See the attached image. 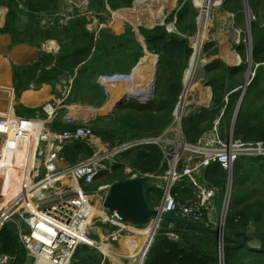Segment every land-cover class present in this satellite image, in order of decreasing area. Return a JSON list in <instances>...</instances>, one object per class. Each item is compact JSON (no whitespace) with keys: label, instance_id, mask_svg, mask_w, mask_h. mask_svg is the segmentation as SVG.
<instances>
[{"label":"trees","instance_id":"1","mask_svg":"<svg viewBox=\"0 0 264 264\" xmlns=\"http://www.w3.org/2000/svg\"><path fill=\"white\" fill-rule=\"evenodd\" d=\"M137 1L89 0L87 13L75 11L73 18L65 26H60L63 0H0V9L8 10L4 26L0 27V36H10L9 48L26 45L41 50L38 59L30 65L12 64L15 100L19 102L23 93L38 91L44 85L53 88L67 85L71 87L69 94L54 92L57 99L64 100L63 106L101 109L108 100V94L98 83L99 78L130 75L146 56L147 50L150 53L147 55L160 58L153 99L147 104L133 100L124 103L113 115L95 117L90 127L97 137L110 146L160 136L173 122L174 110L184 92L185 72L194 54L191 39L199 30V12L193 0H178V7L166 19L165 25L139 27L146 48L130 24H126L122 34H115L107 27L99 29L101 25L108 24L106 17L111 16L112 12L131 9ZM147 1H139V4ZM167 2L171 3V0ZM263 2L248 0L250 13L257 15L258 7ZM221 9L234 14V25L241 31L240 43L234 44V50L241 57L242 64L228 67L222 60L214 59L205 66L203 85L212 89V101L209 108L199 107L183 121L185 138L191 144H196L210 131L219 117L221 137L224 140L230 137L242 94L241 87L248 71L250 42L245 33L248 16L244 0H224ZM88 13L98 20V32L88 28L92 24ZM170 24L174 26L173 31L168 29ZM250 28L252 72L255 76L252 78L251 75L252 81L245 92L233 136L235 141L244 143L264 142V24L251 21ZM48 41L57 42L58 52H44L41 49ZM218 53V43L215 41L207 42L201 50L205 59L216 57ZM63 80L66 84L62 83ZM14 108L17 116L25 118H34L40 110L28 108L20 102ZM78 110L71 108L75 118H78L75 112ZM67 113L66 107L60 109L49 124L50 129L64 132L83 125L81 122L64 120ZM2 153L4 158L0 160V174L5 173V168L11 165L9 158L13 157L5 149ZM61 154L67 163L76 165L92 157L94 150L88 144L76 141L65 145ZM7 156L8 162L5 160ZM162 159L157 146L132 148L117 157L111 173L105 172L107 174L99 176L101 183L111 185L129 179L131 175L125 173L127 167L132 169L133 174H163L166 167L162 166ZM203 178L218 188L217 203L221 208L227 183L225 170L220 164L213 163L204 170ZM174 193L179 200L191 197L192 187L188 180L179 182L174 187ZM162 196V192L150 181L146 189L149 205L156 207ZM170 234L177 238L172 239ZM224 236L226 264H264L263 157H241L234 166L233 192ZM127 245L129 249L133 248L131 244ZM134 254L135 251H132L128 255ZM2 256L8 257L5 264H28L26 249L13 223H7L0 230ZM111 257L114 258L113 255ZM73 264L111 263L98 249L81 245L76 250ZM144 264H218V239L183 223L163 221Z\"/></svg>","mask_w":264,"mask_h":264},{"label":"built area","instance_id":"2","mask_svg":"<svg viewBox=\"0 0 264 264\" xmlns=\"http://www.w3.org/2000/svg\"><path fill=\"white\" fill-rule=\"evenodd\" d=\"M88 15L91 23L97 24L94 30L90 28V24V30L98 32L104 27L101 25L98 29V20L92 14ZM59 16V25L65 26L73 18V13H62ZM248 19L250 31L252 18L248 16ZM202 47V41L197 38L193 56ZM58 50L59 46L54 45L48 52L56 53ZM193 64L191 63L185 81L183 80L186 87L195 77L196 68ZM128 76L100 77L98 83L103 87L104 78L127 81ZM70 89L71 87H66L65 95L69 94ZM186 94L185 91L181 95L173 113V122L160 136L132 140L116 146L104 143L85 124L64 132L51 130L49 124L55 119L59 106H63V101L59 106L51 102L44 103L34 118L10 115L9 112L0 114V160L4 158L1 153L3 148L14 153L16 149H20L26 136L38 135L34 161L28 172L24 173L26 160L19 165L18 159L14 158L11 165L5 168V173L0 174V230L7 223L17 226L21 243L27 252L28 264H73L76 250L81 245L96 248L108 258L100 245L113 247L114 243L119 244L123 238H126L127 245L130 244L126 242L129 236H140L144 227L123 223L116 212L110 213L103 208L110 185H101L95 189L93 187L102 173L112 172L111 167L116 164L118 156L135 147L152 145L161 150L162 166L166 167L163 174L149 175L153 186L163 195L161 202L153 209L161 215H181L197 225L220 231L218 264H226L224 232L233 192L234 166L241 157L264 158V142L244 143L230 137L224 140L219 131L220 117L214 122L211 131L203 135L196 144L189 143L183 132V121L192 112ZM12 131L16 134L10 136ZM20 134L24 139H21ZM5 138L7 142L4 145ZM76 141L88 144L94 150V155L76 165H70L61 152L65 145ZM213 163L220 164L227 175L221 208L217 203L218 188L211 186L203 178L204 170ZM125 173L131 175L130 178L144 176L133 174L129 167L125 169ZM185 179L192 187V196L179 200L174 187ZM14 184L19 189L8 198V192ZM162 222L158 220L159 228ZM152 225L145 227L152 229ZM94 234L100 239H92ZM170 237L177 238L174 234H170ZM150 240L151 237L134 256L126 259L135 264H144ZM139 252L142 253L141 257ZM7 262L8 257H0L1 264Z\"/></svg>","mask_w":264,"mask_h":264},{"label":"rangeland","instance_id":"3","mask_svg":"<svg viewBox=\"0 0 264 264\" xmlns=\"http://www.w3.org/2000/svg\"><path fill=\"white\" fill-rule=\"evenodd\" d=\"M88 1L89 0H63V11H62V13L67 14V15H71L75 11L85 13L86 10L88 9V3H89ZM139 1H142V0H139ZM139 1L135 2L133 5V8H131V9L119 10V11H116L114 13L112 12L111 16L106 17L108 24H104V27L109 28L115 34L124 33L126 24H130L132 27H136V28H139V27L151 28L157 24H161L178 7V0H175V2H172V0H171V3L167 2V0H158V1L148 0L144 4H139ZM223 1L224 0H193L194 5L198 9V12H199L198 20H199L200 26H202L201 27V33H203L205 30L207 31L206 39H204L203 45L206 44L207 42H209L213 36V33L209 32L210 30L211 31L215 30L216 33H224L225 28H228V27H230V29L233 28L232 16L229 13H227L221 9V5H222ZM247 1L248 0H244L245 4H247ZM215 2H216V4H214ZM7 11H8L7 9H3V13L0 15V20L3 19V21H2L3 23H2V25L0 24V27L4 26ZM246 13H247V16H250L252 18V21H262V20L264 21V5H263V7H262V5L259 6V10H258L257 15H256V13L251 14L248 7L246 8ZM205 16H208V22H207L206 27H205V23H206ZM121 25H122L121 30L117 29V27L119 28ZM96 26H97V24L93 23L90 26V28L92 30H94V29H96ZM246 28L247 29H246L245 33H246V37L248 36V40H249V34L247 33L248 32V25ZM168 29H169V31H173L174 30L173 24L168 25ZM239 33H240V30L238 31V30L232 29L231 34H233V37L230 38L231 43L235 44L234 42L239 41V37H240ZM7 36L0 37V109H1V107L3 109L4 108L7 109L9 102H10L11 94L10 93H4L3 91H1L3 88L9 87V85H7V80L10 83V78L8 77V70L12 69L13 63L16 65H19L20 63H23V62L24 63L29 62L27 60V58L24 57V54H27V52L29 50L22 49V48L10 49L9 47L11 44V38H9L10 36L9 37H7ZM229 36H230V34H229ZM191 44H192L193 48L197 47V37L196 36L191 39ZM43 45H42L41 49L44 52L46 50L49 51V49L52 47V46H48L47 48H45V45L44 46ZM40 51L41 50L36 51V49H35V51H33V56H36V55L40 56ZM151 55H153V54H151ZM153 56H155V55H153ZM145 57H147V54ZM35 60H37V59H35ZM143 60H144V58L141 61H143ZM204 61H207V59L203 58V55L201 54L200 48H198L196 54L191 59L190 63H194L195 66L199 67L202 64H204ZM248 64H249V61H248ZM248 68H249V66H248ZM141 71H143V73H141ZM141 71H135L133 78H132L133 79L132 84H135L136 82H141V84H142V87H139V91H140L141 96H136L140 99V100L138 99L139 101H137L140 104L142 102L149 103L153 99V97L151 98V96H150L151 95L150 88H151L153 81H154V74H152V77H151V74H149V70H145V71L141 70ZM247 75H248V71H247ZM253 75L255 76L254 72H252V78H253ZM148 79H151L150 80L151 83L149 82ZM129 82H130V80H129ZM117 84L119 86H118L117 90L115 92H113L114 83L112 82V80L106 79L104 86L107 88L109 96H108V100H107L106 104L101 109H95V108L90 107V108H87L88 110H86V111L81 110L79 108H78L79 109L78 111H75L77 117L80 119H86L89 116H92L94 114L92 116V118L90 117V120L88 122L83 121V122H81L82 124H85L87 126H91V120H93L95 117H97V116H110V115H113L114 113H116L117 110L114 111L113 113H110V106L123 97H129L128 96L129 91L132 90V89L127 90L126 88H125L126 89L125 90L124 87H122L120 85V83H117ZM194 85H195V87H193V84H192V86L191 85L188 86L189 91L186 94L187 95V102L190 104L189 108L192 111H194V109H195V107H193L194 103H192L193 96L196 95L195 93L197 92L198 95L201 94L203 97H205V94H204V91H205L204 87L205 86L203 84L199 85V89H197L198 87L196 86V82L194 83ZM143 88H144V90H143ZM54 90L55 89L53 88V91ZM130 97H134V96H130ZM13 105H15V104H13ZM83 108L85 109L86 107H83ZM95 112H96V114H95ZM14 132L15 131H12L10 133V136H12V134ZM19 136L21 137V139H24L23 135H19ZM4 141H5V143H4V145H5L7 140H4ZM25 142H26V140L24 139L20 145H22L24 143L22 145V146H24ZM3 150H4V148L1 150V153ZM151 181L153 182V180H151ZM154 183H156V182H154ZM15 184L11 187V190H9L8 197L12 196L15 193V191L17 190ZM96 185H98L96 187V188H98L101 185H107V184L101 183V179H100V180H96V183L94 186H96ZM149 228L146 229V227L144 226V229H146V230H148ZM95 236L96 235L94 234V236L91 238H93L95 240H99V238L97 239V237H95ZM132 237L134 239H136V237H139V236H129V239H127V241L133 246V248H131V249H129L130 247L126 244H125L126 247H124V244H123L122 250L120 252H118V250H120L121 247L118 246L117 243H114L113 247H114V249H116V261H115V258L108 257L109 261L111 259L110 263L113 260V262H115L116 264H120L118 257L121 256V254H124L125 248L127 250V254H130V252L135 251L137 249V247H139V246L143 247L148 242L147 241L144 244H141V242L140 243H137V242L131 243ZM140 237H142V235H140ZM125 239L126 238H123L121 241H123L125 243ZM103 246L105 249V254L107 256H109L108 255V249H107L108 245L104 244ZM138 255H139V257H141L142 253L139 252ZM126 261H128L129 264H132L131 260L126 259ZM115 263H112V264H115Z\"/></svg>","mask_w":264,"mask_h":264},{"label":"crops","instance_id":"4","mask_svg":"<svg viewBox=\"0 0 264 264\" xmlns=\"http://www.w3.org/2000/svg\"><path fill=\"white\" fill-rule=\"evenodd\" d=\"M89 2V1H88ZM244 4H245V2H244ZM246 5H248V3L247 4H245V7H246ZM261 5H262V7H263V5H264V2L263 3H261ZM260 5V6H261ZM247 8V7H246ZM248 9H249V7H248ZM125 10V9H124ZM258 10H259V7H258ZM114 13V12H113ZM228 13V12H227ZM231 16H232V24H233V28H231L230 29V27H228V28H225V31H224V33H216V31L215 30H213V31H209L210 33H213V36H212V38H211V40L210 41H215V42H217L218 43V48H219V53H218V55L216 56V57H212L211 59H207V61H204V64H202L201 66H195V64H193L192 66L193 67H195L196 68V70H195V72H194V79H193V81L189 84V85H191L192 86V84L194 85V83L196 82V85H197V89H199V85H202L203 83V80H204V72H205V66L206 65H209L214 59H220V60H222L228 67H238V66H240L241 64H242V59H241V57L238 55V53L234 50V44L233 43H231V40H230V38L231 37H233V34H231L232 33V29L233 30H238L236 27H235V25H234V14H231V13H229ZM260 22H262L263 24H264V21L262 20V21H260ZM158 25V24H157ZM156 26V25H155ZM155 26H153V27H155ZM199 26H200V24H199ZM153 27H151V28H153ZM104 28V27H103ZM239 31V30H238ZM198 32H199V30H198ZM248 32H249V30H248ZM247 32V33H248ZM250 32H251V29H250ZM122 34V33H121ZM203 34V33H202ZM229 34H230V36H229ZM240 36H241V31H240ZM5 36H7V35H5ZM5 36H0V37H5ZM202 36V35H201ZM201 36L200 37H198V33H197V35H196V37L197 38H200L201 40H202V38H201ZM7 37H9V36H7ZM10 38V37H9ZM250 42V41H249ZM54 43V44H53ZM202 43H203V41H202ZM235 44H239L240 43V37H239V41H237V42H234ZM45 48H47L48 46H52V47H54V45L55 46H57L58 44H57V42L56 41H48V42H46L45 44ZM43 45V46H44ZM51 47V48H52ZM16 48H22V49H27V50H29L28 52H27V54H24V57L25 58H27V60L29 61L28 63L26 62V63H20L19 65H30V64H32V63H34L36 60L35 59H38V57L39 56H33V51H35V49H36V51L38 50L39 51V49H37V48H34V47H29V46H26V45H21V46H18V47H16ZM46 51H48V50H46ZM30 58V59H29ZM33 58V59H32ZM156 59H157V57H156V55L155 56H153V55H147V57H144V60L143 61H141V64L139 65V67L136 69V71H141V70H149V74H151V77H152V74H154V71H155V65H156ZM142 60V59H141ZM190 65H191V63L189 64V67H188V69L190 68ZM191 66V67H192ZM188 69L186 70V72H185V76H184V81H185V78H186V76H187V71H188ZM141 73H143V71H141ZM8 77L10 78V84H11V89H12V97H13V103L16 105V104H18L19 102L20 103H22L24 106H26V107H28V108H32V109H38V108H40L44 103H46V102H51V103H53L54 105H61V103H62V101H64L63 99H57L56 98V96L54 95V92L55 91H57V92H60V93H62L63 95H65V93H66V87H67V85H58V86H56V88H54L55 90L53 91V87L52 86H48V85H44L43 87H42V89H40V90H38V91H35V90H30V91H27V92H25V93H23L22 94V97H21V99L19 100V102H17L16 100H15V95H14V88H13V84H12V77H13V71H12V69H9L8 70ZM246 77H247V75H246ZM106 79L107 78H104L103 80H102V83H103V85H104V83H105V81H106ZM149 80V82L151 83V79H148ZM245 80H246V78H245ZM8 81V80H7ZM117 82H119L120 83V85L122 86V87H124V89L126 88L127 90H129V89H132V90H130L129 91V94H128V96H134V97H136V96H141L140 95V91H139V87H142V84H141V82H136L135 84H132V83H130L129 82V80H127V81H121V80H117ZM63 83V82H62ZM245 83V82H244ZM63 84H66V82L65 83H63ZM184 85V92L186 91V92H188L189 90H188V86L186 87L185 86V84H183ZM104 88H105V90H106V92H108L107 91V88L105 87V86H103ZM193 87H195V85L193 86ZM125 89V90H126ZM141 89V88H140ZM143 90H144V88H143ZM204 94H205V97H203L201 94H197V92L195 93L196 95H194L193 96V100H192V103H194V106L193 107H195V109H197V108H199V107H207V108H209L210 106H211V101H212V89L210 88V87H204ZM42 91V92H41ZM26 93H33L34 95H36V97L34 96V97H31L30 98V100L28 101V102H24V96H25V94ZM108 94V93H107ZM108 96H109V94H108ZM199 103V104H198ZM147 104V103H146ZM15 105H13V114L15 113ZM64 107H66L67 109H68V113H67V115L65 116V118H64V120H66L67 122H88L89 120H90V117L92 118V116L94 115H92V116H89L88 118H86V119H80V118H75L74 116H72V112H71V108L72 107H77V108H79V109H81V110H84V111H86V110H88L87 108H90V107H86L85 109L83 108V107H81V106H59V110H60V108L62 109V108H64ZM194 109V110H195ZM16 114V113H15ZM95 114H96V112H95ZM220 118V117H219ZM50 128V127H49ZM54 131V130H53ZM211 131V130H210ZM210 131H208V132H210ZM208 132H206V133H208ZM205 133V134H206ZM204 134V135H205ZM117 160V159H116ZM130 168V167H129ZM226 188V187H225ZM98 238H99V236H97ZM140 238H142V237H136V239H140ZM100 239V238H99ZM123 244H124V247H126L125 246V243L122 241V242H120V244H118V246H120L121 247V249L120 250H118V252H120L121 250H122V247H123ZM141 247L139 246V247H137V249L135 250V254L139 251V249H140ZM116 250V249H115ZM123 253V252H122ZM134 254V255H135ZM130 255H128L127 254V250H126V248H125V252H124V254H121V256H119L118 258H119V263L120 264H129L128 263V261H126V257H129ZM109 259V258H108ZM110 261H111V259H110ZM112 263H115V262H113V260H112V262H111V264ZM132 264H135L134 263V261H132L131 262ZM116 264V263H115Z\"/></svg>","mask_w":264,"mask_h":264},{"label":"water","instance_id":"5","mask_svg":"<svg viewBox=\"0 0 264 264\" xmlns=\"http://www.w3.org/2000/svg\"><path fill=\"white\" fill-rule=\"evenodd\" d=\"M139 1V0H138ZM248 7V5H246ZM166 19L161 23V25H165ZM134 31L137 34V37L139 41L143 43V46L146 48L144 42H143V37L141 36L139 32V28L133 27ZM201 26H199V32H198V37L201 36ZM249 34V46H250V53H249V68H248V75L246 77L244 85L241 87L242 94L241 98L239 100L234 121L231 127V133H230V139L233 138L234 132H235V127L237 124L238 116L240 113L241 105L245 96V92L247 90V87L250 85L252 79V37H251V32H248ZM200 40V38H199ZM146 54L148 53L147 50H145ZM156 60V65H155V71H154V81L151 86V98L154 97L155 93V87H156V82H157V76H158V69L160 65V58L157 56ZM141 64V61L138 63V65L133 69L132 73L128 76L129 80H133V75L136 70V68ZM254 77V75H253ZM65 83V81H62ZM108 93V92H107ZM139 101L138 98L135 97H127L123 98L120 101L117 102L115 105L114 109L112 110L111 113L116 111L118 107H120L122 104L130 101ZM229 139V140H230ZM151 181V176L149 175H144L140 177H135V178H129L125 181H118L110 185V188L108 189V192L106 194V197L103 201V208L107 212H116L118 217L123 223L131 224L136 227H144L149 224L152 225V230H153V235L151 237L150 243L147 246L145 256L148 254V251L153 244L156 236V232L159 228L158 226V220L162 221H170L174 223H183L192 227H195L212 237L218 239L221 236V232L218 230H211L207 229L203 226L197 225L191 220L182 217L181 215L177 214H160L158 211L153 209L147 200L146 197V189L148 187V183ZM156 220V221H154Z\"/></svg>","mask_w":264,"mask_h":264},{"label":"bare ground","instance_id":"6","mask_svg":"<svg viewBox=\"0 0 264 264\" xmlns=\"http://www.w3.org/2000/svg\"><path fill=\"white\" fill-rule=\"evenodd\" d=\"M206 3V2H205ZM142 4V3H141ZM214 4H216V2L214 3ZM213 4V5H214ZM162 9V8H161ZM2 13H3V9H2ZM203 14V13H202ZM206 14V13H205ZM3 21V19H1L0 20V24L2 25V22ZM205 21H206V23H205V27L207 26V22H208V16H205ZM202 27V26H201ZM121 28H122V25L118 28L117 27V29H119V30H121ZM202 36H201V38H202V40H204V39H206V35H207V31L205 30L204 32H203V34H201ZM201 40V39H200ZM201 40V41H202ZM139 67V66H138ZM137 67V68H138ZM136 68V69H137ZM136 71V70H135ZM135 73V72H134ZM112 82L114 83V85H113V92H115L116 90H117V88H118V84L117 83H119V82H117V80H114V79H112ZM7 85H9V87H7V88H3L1 91H3L4 93H9L10 92V94H11V96H10V102H9V105H8V107H7V109H3L2 107H1V109H0V114H2V113H5V112H9L10 113V115H12L13 114V97H12V89H11V85H10V83H9V81H7ZM194 86V85H193ZM197 86V85H196ZM150 90H151V88H150ZM42 92V91H41ZM151 92V91H150ZM149 92V93H150ZM36 97V95H34L33 93H28V94H26L25 96H24V102H27V101H29L30 100V98L31 97ZM123 98H127V97H123ZM123 98H121V99H123ZM135 98H138V97H135ZM121 99H119L118 101H120ZM139 99V98H138ZM118 101H116L115 103H113L111 106H110V113L112 112V110L114 109V107H115V105L117 104V102ZM199 104V103H198ZM27 106V105H26ZM16 134V132H14L13 134H12V136L13 135H15ZM21 135V134H20ZM27 138H25L26 139V142H25V145L24 146H22V145H20V149H16L15 150V152L14 153H10V154H12V158H9V161H10V163L13 161V159L14 158H16V159H18V162H19V165H21L22 164V162L24 161V160H26V168H25V170H24V173L25 172H28V168H29V166L33 163V161H34V151H35V148H36V146H37V139H38V135L37 134H32V137L31 136H26ZM5 140H7V138H5ZM4 143H5V141H4ZM9 154V155H10ZM5 160L8 162V156L7 157H5ZM14 175H16L15 173H14ZM0 181H1V179H0ZM19 189V188H18ZM17 189V190H18ZM16 194V191H15V193L13 194V195H15ZM12 195V196H13ZM12 196H10V197H12ZM10 197H8V198H10ZM99 213H101V212H99ZM102 214V213H101ZM141 235H142V238H140L139 240L137 239H134L133 237L131 238V243H133V242H137V243H140L141 242V244H144L145 242H147L148 240H149V238L150 237H152V235H153V230L151 229V228H149L148 230H146V229H144L142 232H141ZM122 242V241H121ZM104 244H102V245H100V249L105 253V249H104V246H103ZM107 249H108V255H109V257L111 258V256L113 255L114 256V258H115V261H116V250L112 247V246H108L107 247Z\"/></svg>","mask_w":264,"mask_h":264},{"label":"clouds","instance_id":"7","mask_svg":"<svg viewBox=\"0 0 264 264\" xmlns=\"http://www.w3.org/2000/svg\"><path fill=\"white\" fill-rule=\"evenodd\" d=\"M192 59V58H191Z\"/></svg>","mask_w":264,"mask_h":264},{"label":"flooded vegetation","instance_id":"8","mask_svg":"<svg viewBox=\"0 0 264 264\" xmlns=\"http://www.w3.org/2000/svg\"><path fill=\"white\" fill-rule=\"evenodd\" d=\"M199 21V20H198Z\"/></svg>","mask_w":264,"mask_h":264}]
</instances>
